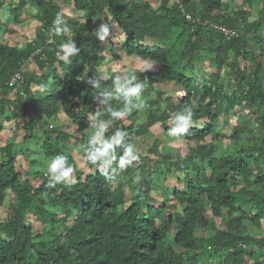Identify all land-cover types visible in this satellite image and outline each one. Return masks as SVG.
<instances>
[{
	"label": "trees",
	"instance_id": "16d2710c",
	"mask_svg": "<svg viewBox=\"0 0 264 264\" xmlns=\"http://www.w3.org/2000/svg\"><path fill=\"white\" fill-rule=\"evenodd\" d=\"M226 6L223 0H163L158 7L151 0H0V33L12 34L29 16L37 21L33 40L23 45L0 36V264H264V0ZM183 8L203 22L186 21ZM58 15L70 35L52 32ZM103 20L111 28L101 41L96 29ZM70 39L79 55L65 64L57 54ZM207 50L217 56L211 77L201 75ZM105 53L153 67L107 78ZM224 68L236 77L235 89L226 86ZM17 75L25 97L12 93ZM125 83L142 85L139 101H126L118 90ZM164 84L181 91L165 95ZM239 105L252 118L235 123L236 149H229L218 143L220 126L239 120ZM187 108L202 127L170 137V120ZM101 124L108 126L104 140L122 130L138 155L117 176L113 164L110 180L99 174V163L86 160L99 147L89 143L90 132ZM159 124L187 149L163 138L139 143ZM31 142H40L38 155L23 166L18 158ZM71 144L83 150V167L65 150ZM113 154L118 161L124 148ZM61 155L76 183L48 188L50 161Z\"/></svg>",
	"mask_w": 264,
	"mask_h": 264
},
{
	"label": "clouds",
	"instance_id": "9594fccd",
	"mask_svg": "<svg viewBox=\"0 0 264 264\" xmlns=\"http://www.w3.org/2000/svg\"><path fill=\"white\" fill-rule=\"evenodd\" d=\"M182 8V6L180 7ZM183 15L187 20L186 13L192 17V21L195 23H202L203 19L195 18L192 13H188L182 9ZM65 21L61 19V16L58 15L53 22L52 32L55 30L57 35H70V30L67 26L63 29L60 27L61 24H64ZM205 26H210L211 28H216L213 24L206 21L204 23ZM219 28V27H218ZM101 35L99 39L104 41L106 37L109 35V30L107 25L102 26L100 29ZM53 39H50L48 42L52 43ZM63 53V55H60ZM59 59L62 60L65 64L69 63V58L79 55V50L75 47L74 42L70 39L67 43L63 44L60 47L59 53L57 54ZM149 66L142 65L140 67V71H147ZM20 79L19 75H17L12 80V85L16 87L12 90V93L19 94L22 97L26 96V93L20 90V85L18 80ZM123 96L125 97L128 103L131 102L132 99L140 100L142 85L137 84L135 87L129 86L127 83L121 85L118 89ZM41 91H46L43 86H41ZM178 95L183 96L184 93H178ZM184 114H177L175 121L170 120L171 123H174L175 126H171L168 131V135L170 137L178 138L184 135H187L189 128L193 126V116L194 113L191 108H187L183 110ZM118 118H122L121 114H118ZM171 125V124H170ZM108 130V126L101 124L99 125V131L94 133L89 138V143L93 146L99 145V147H94L93 150L89 151L86 154V160L88 163L92 165H97L99 163L100 167L98 172L102 175L106 180H110L108 170L111 168L113 164L117 165V168L113 170V173L119 171L120 173L126 171L129 167L134 166L135 162L138 160V155L134 154V146L131 144L125 143V138L128 134L122 130H116L115 135L111 138V140H104L103 134ZM116 147L124 148V155L117 161L116 156L113 154ZM78 159V158H77ZM81 159V158H80ZM79 160V159H78ZM84 162V161H83ZM115 175V174H114ZM46 178L48 180L47 187L55 188L57 185L64 184L66 186H71L76 183L74 177V169L69 166L68 159L66 156H57L55 157L51 164L48 167ZM140 177L137 176L136 183H139Z\"/></svg>",
	"mask_w": 264,
	"mask_h": 264
},
{
	"label": "rangeland",
	"instance_id": "374dc122",
	"mask_svg": "<svg viewBox=\"0 0 264 264\" xmlns=\"http://www.w3.org/2000/svg\"><path fill=\"white\" fill-rule=\"evenodd\" d=\"M152 1V4L156 7L160 6L161 2L163 0H151ZM225 2V4L227 5L226 6V9H230V10H235L237 9L238 7H240L242 5V1L243 0H223ZM173 2L174 1H171L169 2V6H172L173 5ZM257 9H259V5L256 7ZM69 14L71 15H74L75 12L70 10ZM258 18V13L255 12L254 15L251 16L250 18V21L253 22L255 19ZM4 20H6V18L4 17ZM7 22V21H5ZM107 25L108 27V30L110 31V26L108 25V22L106 20H103L102 22V26H105ZM101 26V27H102ZM11 27V28H10ZM9 28L10 29H14L13 26H10ZM100 28H97L96 29V33H98L99 35H101V32H100ZM36 29H37V21L33 20L30 16L29 17H26V21L21 25V26H18V27H15L14 29V32L12 34L10 33H7L6 31H2L0 34L1 37H4L6 40V43L10 44L11 46H16L17 44H25L27 43L28 41H32L34 36H35V32H36ZM97 34V35H98ZM108 39H110L108 37ZM105 56L104 58V67L102 68V71L103 73L105 74V76L107 78H109L111 75H113L115 72H135L137 70L140 69V67L142 65H147L149 66L148 70L151 69L153 66L148 64V63H143V62H137L134 61L132 62V60H126L124 63H120L116 60H114L113 58H111V56L108 54L106 55L103 54ZM216 53L215 52H211V51H208L207 50V53L204 52V55H203V60L201 62V66H205L206 68V73H204L202 71L201 75H204L206 77H211V74L209 75V73H216L217 72V67H216V63L215 61L213 60H216ZM227 69V67H226ZM210 71V72H209ZM145 72V71H144ZM223 73L222 75H224V77L226 78L227 82H226V86H230V89H235V84L236 82L234 83V81H236V77L233 76V74L231 75H228L225 68L222 70ZM162 87V89L166 92L165 95H168L169 92H173V91H181L179 89H176L174 90L173 89V85H160ZM169 91V92H168ZM185 95V94H184ZM180 96V95H179ZM199 99V97H195L194 100L197 102V100ZM176 101V100H174ZM146 105V108L149 107L148 104H145ZM140 110V109H138ZM142 113V121L143 122H146L149 118H150V115L149 113L146 111H140ZM235 112L238 114L237 118L239 117V122L232 119L231 121L227 123H224V125H221L220 126V131H221V134L219 135V138H218V143L226 148H229V149H236V144L234 141L230 140V136L233 134V131H234V128H235V123H245V122H249L252 118L251 115L247 114V112L243 111L242 108H241V105H239L236 109H235ZM232 113V112H230ZM6 116H9L11 115V110H7L5 112ZM224 117V120H227V117L226 116H223ZM223 117L220 119V121H222ZM123 119L126 120V116H123ZM229 119V118H228ZM60 120H62V124L64 123L63 121H65V118L64 116H60ZM225 122V121H224ZM131 123V122H130ZM204 121H200L198 123H196L195 125H193L195 128H200L202 127ZM174 124V123H173ZM58 125V124H57ZM175 125V124H174ZM42 126V125H41ZM254 125H251L252 128ZM41 132V131H39ZM97 132V129H94L90 132L91 133H96ZM167 135H166V132H165V129L163 128L162 125H156L154 128H152V132L150 133L149 136L147 137H144L143 139H140L139 143L142 142L143 140H150L152 141L153 139H161L163 138L165 141V144L166 145H171V146H182L183 149H187V147L185 146V142H173V140H169L168 138H166ZM247 137V135L245 133H242L241 134V138L243 140H245ZM153 138V139H152ZM20 140L19 138H14L12 137L11 138V141H14L16 143H20ZM4 142V141H3ZM37 143H40V142H31L30 144H25L24 145V148H23V152H25V155H19V158L21 160V163L22 165L24 166L25 165V161L27 159V157H36L38 154L37 152L35 151L38 147L37 145H40V144H37ZM65 150L73 155L74 157L78 158L81 162V166L83 167V160L80 159L82 157V153H83V150L81 148H78L75 144H71L68 148H65ZM161 150V148H160ZM147 151V149L145 150ZM174 155H176V152L175 150L173 151ZM187 152V150H186ZM183 153L185 154V150H183ZM147 155L149 156V154L147 153ZM154 157H152L150 155V159H153ZM52 162V161H50ZM51 164V163H50ZM118 173V172H117ZM117 173H114L115 176H117ZM168 182L174 184L173 182H175L174 179L172 178H169L168 179ZM159 202L163 201V199H161V197L158 198ZM48 211L51 213V214H54V213H58L57 210L55 209H52L50 206L47 207ZM62 214V213H61ZM209 217L212 218L211 214L209 213ZM217 224H219V222H217ZM204 234H199V237H202ZM206 236V234H205Z\"/></svg>",
	"mask_w": 264,
	"mask_h": 264
},
{
	"label": "built area",
	"instance_id": "2783aa9c",
	"mask_svg": "<svg viewBox=\"0 0 264 264\" xmlns=\"http://www.w3.org/2000/svg\"><path fill=\"white\" fill-rule=\"evenodd\" d=\"M186 17H187L188 21H192V17L189 14L186 13ZM216 28H218V27H216Z\"/></svg>",
	"mask_w": 264,
	"mask_h": 264
}]
</instances>
